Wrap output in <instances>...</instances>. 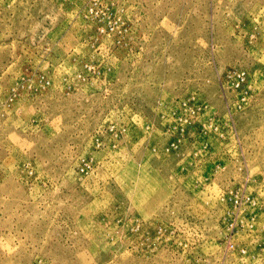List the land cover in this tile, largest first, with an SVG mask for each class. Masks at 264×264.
<instances>
[{
    "label": "rangeland",
    "instance_id": "obj_1",
    "mask_svg": "<svg viewBox=\"0 0 264 264\" xmlns=\"http://www.w3.org/2000/svg\"><path fill=\"white\" fill-rule=\"evenodd\" d=\"M0 264H264V0H0Z\"/></svg>",
    "mask_w": 264,
    "mask_h": 264
}]
</instances>
